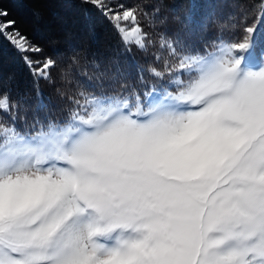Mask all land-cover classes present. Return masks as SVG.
Masks as SVG:
<instances>
[{"label": "snow or ice", "instance_id": "1", "mask_svg": "<svg viewBox=\"0 0 264 264\" xmlns=\"http://www.w3.org/2000/svg\"><path fill=\"white\" fill-rule=\"evenodd\" d=\"M76 2L143 63L82 81L95 58L72 50L63 64L0 0V41L40 101L18 128L23 97L0 85V264H264V58L249 57L264 0L251 24L233 5L203 48L155 38L159 6ZM42 83L57 98L43 116Z\"/></svg>", "mask_w": 264, "mask_h": 264}, {"label": "trees", "instance_id": "2", "mask_svg": "<svg viewBox=\"0 0 264 264\" xmlns=\"http://www.w3.org/2000/svg\"><path fill=\"white\" fill-rule=\"evenodd\" d=\"M148 5L145 11L151 13L159 6L157 27L152 30L155 38L158 33L167 32L170 37L179 34L186 43L203 48L205 43L220 34V24H231L229 13L235 11L233 5H247L251 24L255 18L252 8L254 0H140ZM3 7L8 9L10 17L17 20V27L27 33L33 40L41 43L46 50L59 53L62 63L67 64L72 50L86 52L88 59H96L99 68L88 67V77H78L87 81L92 77L105 74V78L115 73L117 68L127 70L133 63H143L141 53L133 49L125 52L119 44L118 37L94 10L81 7L76 0H2ZM199 9L194 16V22L186 20V14L193 5ZM211 5V7H208ZM39 10V19L33 16V10ZM237 22L241 15L236 13ZM166 18L163 24L160 19ZM223 35L227 38L240 37L242 32L226 28ZM264 47V34L258 33L254 43L255 49ZM0 85L11 91L13 99L23 97L21 108L17 113V127H24V119L31 122L38 100L31 83V78L20 61L15 50L6 41H0ZM59 86V85H58ZM44 99L47 105L39 111L43 116L57 103L55 90L41 84ZM143 91V89H142ZM54 114L59 115L58 112ZM7 117L0 113V121ZM10 123V121H9Z\"/></svg>", "mask_w": 264, "mask_h": 264}, {"label": "rangeland", "instance_id": "3", "mask_svg": "<svg viewBox=\"0 0 264 264\" xmlns=\"http://www.w3.org/2000/svg\"><path fill=\"white\" fill-rule=\"evenodd\" d=\"M262 49H255L254 45L249 53V57L252 60L254 64H259L262 61V58H264V47H261Z\"/></svg>", "mask_w": 264, "mask_h": 264}]
</instances>
